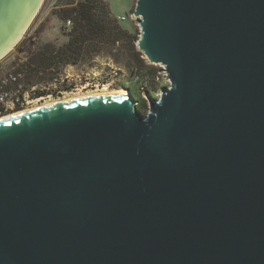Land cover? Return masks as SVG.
Here are the masks:
<instances>
[{"label": "water", "instance_id": "obj_1", "mask_svg": "<svg viewBox=\"0 0 264 264\" xmlns=\"http://www.w3.org/2000/svg\"><path fill=\"white\" fill-rule=\"evenodd\" d=\"M43 0H0V61ZM166 87L0 120V264H264V0H136Z\"/></svg>", "mask_w": 264, "mask_h": 264}, {"label": "trees", "instance_id": "obj_2", "mask_svg": "<svg viewBox=\"0 0 264 264\" xmlns=\"http://www.w3.org/2000/svg\"><path fill=\"white\" fill-rule=\"evenodd\" d=\"M62 5L53 13L61 23L66 41L57 47L50 43L39 45V42L31 54H25L17 70L24 73L28 82L40 83L51 80L60 68L103 57L129 73V82L138 89L139 96L135 99L144 106L142 92L147 89L146 84L155 81L160 69L150 65L137 50L136 25L129 20L128 25H121L127 19L121 21L113 15L106 0L66 1ZM119 86L125 88L124 82Z\"/></svg>", "mask_w": 264, "mask_h": 264}, {"label": "rangeland", "instance_id": "obj_3", "mask_svg": "<svg viewBox=\"0 0 264 264\" xmlns=\"http://www.w3.org/2000/svg\"><path fill=\"white\" fill-rule=\"evenodd\" d=\"M66 1L77 2L78 0H43L38 14L34 18L33 22L29 26L26 33L24 34L22 40L17 44L16 47L12 49V51L7 57H5L3 60L0 61V72H4L8 69L14 71L15 69L18 68L20 63L16 61L19 60L17 58L18 55L20 54L17 52V50L20 48L23 42L28 43L30 41L29 39L31 40L35 39L36 41H40L39 45H45L50 43L56 45V47L61 46L66 41L65 37L62 35L61 23L53 13L54 11H56L57 8L63 6L62 5L63 2ZM106 2L108 3L110 11L113 15L118 17H124L125 19H127L125 22H122L121 25L123 26L128 25L127 21L129 20L132 23H134L137 27L136 20L132 16V12L134 10L136 0H106ZM14 62L16 63V65ZM12 63H14V65ZM154 67L159 68L160 71L158 73L157 78L152 84H146L147 87L146 91H148L152 97L157 98L160 89L162 87H166L168 84L165 81L163 69L160 66H154ZM59 72L60 75H63V77L69 76L70 79L72 77H74L73 79H75L76 76H78L80 77L82 82L87 80L90 83H95L96 81L101 83L104 82L106 79L108 80V82H112V84L107 89V91H101L102 89H99L98 92L85 93L83 91L77 97H84L91 94H99L101 92L116 93L123 91V89H129L134 99L139 96L137 93L138 89L136 88V86L129 82V78H130L129 73L119 65L113 63L110 59L99 57V58L91 59L90 61L89 60H86L85 62L82 61L81 64L76 66H67L60 68L58 73ZM57 75L59 74L54 75L53 79L57 77ZM123 82L125 88H120L119 85ZM46 83L49 84L50 82L48 81ZM69 97H75V96L72 94L71 95L66 94L65 97L61 100H64L65 98H69ZM47 102L48 101H46V103ZM35 108L37 107H32L28 110H33ZM137 109L142 114H146L148 111L147 101L145 102L144 106H140L137 102Z\"/></svg>", "mask_w": 264, "mask_h": 264}, {"label": "built area", "instance_id": "obj_4", "mask_svg": "<svg viewBox=\"0 0 264 264\" xmlns=\"http://www.w3.org/2000/svg\"><path fill=\"white\" fill-rule=\"evenodd\" d=\"M119 20L123 21L125 18L120 17ZM69 29V22L65 25L66 32ZM24 59L17 61L21 63ZM14 65V63H12ZM16 65V63H15ZM13 70V69H12ZM60 75V72L57 73ZM57 75L51 80L50 83L44 82V84L28 82L22 71L15 69L14 71L6 70L0 72V120L13 116L14 114H19L32 107H37L39 105L36 100H32L37 91L44 90L48 93L45 98L47 103L53 101H59L65 97L66 94L79 96L83 91L88 92H98L107 91L112 82H108L106 79L104 82L90 83L89 81L82 82L80 77L76 76L75 79L69 76ZM54 76V75H53ZM165 77V73H164ZM38 93V92H37ZM144 96V92H142ZM53 100V101H52Z\"/></svg>", "mask_w": 264, "mask_h": 264}, {"label": "flooded vegetation", "instance_id": "obj_5", "mask_svg": "<svg viewBox=\"0 0 264 264\" xmlns=\"http://www.w3.org/2000/svg\"><path fill=\"white\" fill-rule=\"evenodd\" d=\"M29 40L30 41L28 43L23 42V44L17 50V52L20 54V55H18L17 59H19V60H17V61H20L21 59L26 58V56H25L26 53L31 54L34 51V49L36 48V46L38 45V43L40 42V41H36L35 39H32V40L29 39ZM39 84H44V82H40ZM37 92H36L35 97L32 100H36V102L39 103L40 107L42 105L48 104V103H46V100H45V98L48 96V93L44 90L37 91ZM39 106L37 105V107H39Z\"/></svg>", "mask_w": 264, "mask_h": 264}, {"label": "bare ground", "instance_id": "obj_6", "mask_svg": "<svg viewBox=\"0 0 264 264\" xmlns=\"http://www.w3.org/2000/svg\"><path fill=\"white\" fill-rule=\"evenodd\" d=\"M120 93H123V91L116 92V93H102V92H101V93H99V94H91V95H87V96H84V97H77V96H75V97H69V98H65L64 100H61V101H59V102H57V101L50 102V103H48V104H46V105H44V106L37 107V108H35V109H39V108H43V107H47V106H51V105L58 104V103H62V102L73 101V100L80 99V98H86V97H91V96L111 95V94H120ZM35 109H33V110H35ZM29 111H32V110H29ZM22 113H23V112H22ZM16 115H18V114H16ZM14 116H15V114H14ZM9 117H12V116H9ZM7 118H8V117H7Z\"/></svg>", "mask_w": 264, "mask_h": 264}]
</instances>
